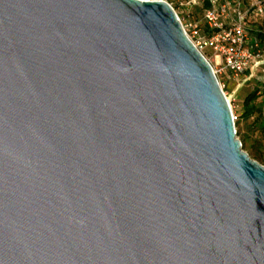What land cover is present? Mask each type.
<instances>
[{"label": "water", "instance_id": "95a60500", "mask_svg": "<svg viewBox=\"0 0 264 264\" xmlns=\"http://www.w3.org/2000/svg\"><path fill=\"white\" fill-rule=\"evenodd\" d=\"M0 264H264V165L166 2L0 0Z\"/></svg>", "mask_w": 264, "mask_h": 264}, {"label": "built area", "instance_id": "2783aa9c", "mask_svg": "<svg viewBox=\"0 0 264 264\" xmlns=\"http://www.w3.org/2000/svg\"><path fill=\"white\" fill-rule=\"evenodd\" d=\"M149 1L166 2L176 14L184 33L194 47L203 55L207 49L213 52L217 60L215 66L211 67L217 80L218 75L227 71L239 86L264 62V56L254 51L257 43L251 44L249 33L251 23L257 22L264 14V0ZM196 10L199 13H196ZM204 57L206 58L205 55ZM248 70L250 73L246 74ZM218 83L223 91V84L219 80ZM224 95L235 123L237 115L234 114L225 93Z\"/></svg>", "mask_w": 264, "mask_h": 264}, {"label": "rangeland", "instance_id": "374dc122", "mask_svg": "<svg viewBox=\"0 0 264 264\" xmlns=\"http://www.w3.org/2000/svg\"><path fill=\"white\" fill-rule=\"evenodd\" d=\"M196 13H199L196 10ZM199 15V14H198ZM264 28V17L262 20ZM257 51L264 56V44H261ZM204 55L212 66H215V57L210 49L204 52ZM248 70L246 74H249ZM232 77V76H231ZM264 79V62L261 66L251 72L248 80L242 82L239 86L237 81L232 78L225 79L223 74L218 75V80L223 84V91L230 101L234 114L240 116L235 122L236 135L242 143V149L248 155L264 165V131L261 130V122H264V97L261 95L256 99L259 109L249 117H243V100L252 91L260 87ZM226 80V81H225ZM228 82V83H227Z\"/></svg>", "mask_w": 264, "mask_h": 264}, {"label": "trees", "instance_id": "16d2710c", "mask_svg": "<svg viewBox=\"0 0 264 264\" xmlns=\"http://www.w3.org/2000/svg\"><path fill=\"white\" fill-rule=\"evenodd\" d=\"M264 14L260 17V19L257 22L251 23V29H250V37H251V44L257 43V47L254 48V51H257V48L264 44V28L262 24ZM261 95L264 97V79L260 84V87L256 90L250 92L243 100V117H249L254 112H256L259 109L258 104H256V99L258 96ZM239 117L237 115V120H239ZM261 130L264 131V122H261ZM264 164V163H263Z\"/></svg>", "mask_w": 264, "mask_h": 264}, {"label": "crops", "instance_id": "0c3cea01", "mask_svg": "<svg viewBox=\"0 0 264 264\" xmlns=\"http://www.w3.org/2000/svg\"><path fill=\"white\" fill-rule=\"evenodd\" d=\"M223 75H224L225 79L232 78L233 80H235V81H236V79H235V78H233V77H231V74H230L229 72H227V71H225V72L223 73ZM225 81H226V80H225ZM227 83H228V82H227Z\"/></svg>", "mask_w": 264, "mask_h": 264}]
</instances>
